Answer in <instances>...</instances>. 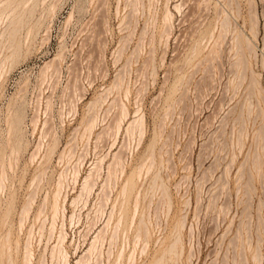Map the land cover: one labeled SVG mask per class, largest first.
I'll use <instances>...</instances> for the list:
<instances>
[{
	"label": "rangeland",
	"instance_id": "1",
	"mask_svg": "<svg viewBox=\"0 0 264 264\" xmlns=\"http://www.w3.org/2000/svg\"><path fill=\"white\" fill-rule=\"evenodd\" d=\"M0 264H264V0H0Z\"/></svg>",
	"mask_w": 264,
	"mask_h": 264
},
{
	"label": "bare ground",
	"instance_id": "2",
	"mask_svg": "<svg viewBox=\"0 0 264 264\" xmlns=\"http://www.w3.org/2000/svg\"><path fill=\"white\" fill-rule=\"evenodd\" d=\"M88 178V177H87ZM87 181V180H86ZM86 184V183H85ZM55 206V205H54ZM57 207V206H56Z\"/></svg>",
	"mask_w": 264,
	"mask_h": 264
}]
</instances>
